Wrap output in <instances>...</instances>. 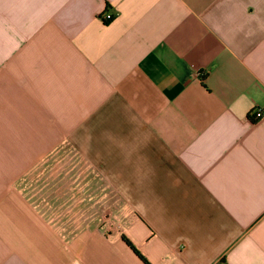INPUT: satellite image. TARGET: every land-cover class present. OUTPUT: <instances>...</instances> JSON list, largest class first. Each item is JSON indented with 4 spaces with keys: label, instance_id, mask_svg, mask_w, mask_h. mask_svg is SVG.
Listing matches in <instances>:
<instances>
[{
    "label": "crops",
    "instance_id": "1",
    "mask_svg": "<svg viewBox=\"0 0 264 264\" xmlns=\"http://www.w3.org/2000/svg\"><path fill=\"white\" fill-rule=\"evenodd\" d=\"M256 107L264 0H0V264H264Z\"/></svg>",
    "mask_w": 264,
    "mask_h": 264
},
{
    "label": "built area",
    "instance_id": "2",
    "mask_svg": "<svg viewBox=\"0 0 264 264\" xmlns=\"http://www.w3.org/2000/svg\"><path fill=\"white\" fill-rule=\"evenodd\" d=\"M117 15L116 12L114 13H110V12H105L103 13L100 18L104 21V22H108L111 21L115 16ZM264 115V109L260 108V107H256L252 112H251V116H252V120H258L260 119L262 116Z\"/></svg>",
    "mask_w": 264,
    "mask_h": 264
},
{
    "label": "trees",
    "instance_id": "3",
    "mask_svg": "<svg viewBox=\"0 0 264 264\" xmlns=\"http://www.w3.org/2000/svg\"><path fill=\"white\" fill-rule=\"evenodd\" d=\"M124 241L132 248L134 249V247L132 246V244L130 243V241L126 238V237H123ZM134 251L138 254V256L144 261L145 264H149L148 261L142 256L140 255L135 249Z\"/></svg>",
    "mask_w": 264,
    "mask_h": 264
}]
</instances>
